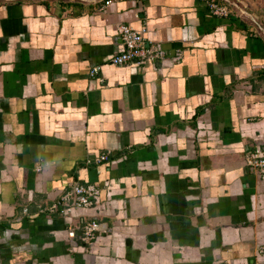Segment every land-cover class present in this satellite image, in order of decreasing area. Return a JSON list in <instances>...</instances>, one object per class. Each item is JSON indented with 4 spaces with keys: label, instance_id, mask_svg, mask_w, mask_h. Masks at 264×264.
Segmentation results:
<instances>
[{
    "label": "crops",
    "instance_id": "0c3cea01",
    "mask_svg": "<svg viewBox=\"0 0 264 264\" xmlns=\"http://www.w3.org/2000/svg\"><path fill=\"white\" fill-rule=\"evenodd\" d=\"M123 24L166 59L113 65ZM259 145L264 0H0V264H264Z\"/></svg>",
    "mask_w": 264,
    "mask_h": 264
},
{
    "label": "built area",
    "instance_id": "2783aa9c",
    "mask_svg": "<svg viewBox=\"0 0 264 264\" xmlns=\"http://www.w3.org/2000/svg\"><path fill=\"white\" fill-rule=\"evenodd\" d=\"M110 1L108 2V4ZM211 13L214 15H227L226 7L220 6L215 2H211ZM118 32L123 41L124 50L116 53L110 59V62L115 66L146 65L147 63L163 61L167 57L165 50L158 45H148L146 42V28L135 29L130 25L123 24L118 26ZM182 58V52L178 51L173 60L178 62ZM98 68H95L92 74H97ZM109 161V155L103 154L98 156L91 162L101 164ZM248 165L253 171L264 178V146L259 145L252 152ZM100 197V188L93 184H75L69 191L65 192L58 200L57 204H62L66 208H90L93 207ZM57 204H54L52 209H55ZM101 225L97 221H91L83 226V239L89 245L97 238L101 232ZM72 234V233H71Z\"/></svg>",
    "mask_w": 264,
    "mask_h": 264
}]
</instances>
